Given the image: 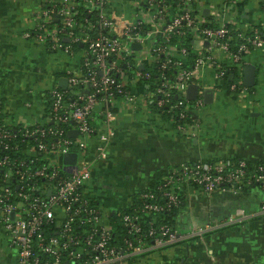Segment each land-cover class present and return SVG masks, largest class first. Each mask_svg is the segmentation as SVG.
Masks as SVG:
<instances>
[{
	"label": "built area",
	"instance_id": "built-area-1",
	"mask_svg": "<svg viewBox=\"0 0 264 264\" xmlns=\"http://www.w3.org/2000/svg\"><path fill=\"white\" fill-rule=\"evenodd\" d=\"M38 2L34 25L24 37L71 56L76 44L84 49L80 72L69 78L72 90H50L44 120L19 126L23 140L14 146L5 142L15 136L0 126V222L19 264H135L225 225L181 234L168 223L166 213L180 208L187 187L209 196L258 187L264 195V165L182 164L161 178L155 192L134 196L130 213L115 212L127 228L123 235L110 219L112 212L85 192L95 163L109 157L119 118L116 101L164 108L176 97L169 120L181 134L195 135L209 91L200 85L207 70L213 89H226L240 104L256 107L243 69L246 56L264 50V0ZM154 67L157 73L149 69ZM261 75L264 80V69ZM192 85L199 86L195 101L188 98ZM137 86L148 92L136 95ZM96 115L103 118L105 133L95 124ZM68 154L77 156L75 164L64 163ZM259 213L264 215V200ZM248 217L238 211L228 224Z\"/></svg>",
	"mask_w": 264,
	"mask_h": 264
},
{
	"label": "crops",
	"instance_id": "crops-1",
	"mask_svg": "<svg viewBox=\"0 0 264 264\" xmlns=\"http://www.w3.org/2000/svg\"><path fill=\"white\" fill-rule=\"evenodd\" d=\"M38 0H0V101L11 126H32L44 120L51 89L60 87L79 73L83 50L71 56L54 51L24 37L33 27ZM39 4V2H38ZM244 69L255 67L251 88L256 107L240 104L225 90L213 89L212 73L205 71L200 85L209 89L205 105L197 113L195 135L181 134L170 120L154 112L143 101L135 104L116 101L119 114L109 157L100 170L106 183L107 209L127 208L140 192L182 164L199 161L244 160L264 165V50L245 57ZM243 69V71H244ZM245 76V72H244ZM244 80V79H243ZM134 93L144 96L148 89L137 86ZM103 118L95 124L105 133ZM183 203L176 217L181 234L195 227L225 223L204 236L171 246L135 264H264V200L260 188L242 192L216 191L212 195L196 186L182 194ZM238 211L249 216L244 222L228 224ZM0 264H19L18 252L0 222Z\"/></svg>",
	"mask_w": 264,
	"mask_h": 264
},
{
	"label": "trees",
	"instance_id": "trees-1",
	"mask_svg": "<svg viewBox=\"0 0 264 264\" xmlns=\"http://www.w3.org/2000/svg\"><path fill=\"white\" fill-rule=\"evenodd\" d=\"M83 50L84 49V46L81 45V44H76L75 45V50ZM190 59L192 60V57H190ZM149 69H152L154 72L157 73V67H154V68H149ZM1 80H0V85H1ZM72 95V94H71ZM176 97H173L169 103L167 104L166 107L164 108H158L156 107L155 104L151 105L150 108L154 111V112H158L160 113L164 119L166 120H169L172 118V116H170L168 114V110L171 109V107L174 105V103H176ZM0 109L2 110L1 114H0V126H5V128L7 130H9V132L11 134H13L15 137L8 140L6 139L5 142L11 144V145H15L17 143H19V141L22 139H24L23 137L21 138V135L23 134V132H21V129L22 127H14V126H8L6 124H8V120L9 119V116L4 114L3 113V106H2V103L0 102ZM70 133V132H69ZM23 146V145H22ZM3 154V151L0 149V156H2ZM235 161H238V160H235ZM250 164V163H249ZM252 165V164H250ZM161 184V179H158L157 181H155L151 186L150 188H148L147 190H144V191H152V192H155L157 187ZM182 206V205H181ZM180 206V207H181ZM180 209V208H179ZM179 209H173L171 210L170 212L166 213L167 215V221L168 223H170L171 225L175 226L176 227V217L178 216V210ZM121 210L123 212H126V213H130L131 212V209H124V208H121ZM120 211V210H119ZM110 219L111 221L118 227V229L120 230L121 234L125 235V233H127V228L123 225V222L121 221V218L120 217H117V214H114V215H111L110 216Z\"/></svg>",
	"mask_w": 264,
	"mask_h": 264
},
{
	"label": "rangeland",
	"instance_id": "rangeland-1",
	"mask_svg": "<svg viewBox=\"0 0 264 264\" xmlns=\"http://www.w3.org/2000/svg\"><path fill=\"white\" fill-rule=\"evenodd\" d=\"M38 5V2H36V6ZM102 165L103 162L95 163L94 167L92 168V178L86 184L85 192L90 198L96 202H99L102 207L107 210L109 200L105 195V189H107L106 183L109 181V179L107 177L104 179V172L103 170H100Z\"/></svg>",
	"mask_w": 264,
	"mask_h": 264
},
{
	"label": "water",
	"instance_id": "water-1",
	"mask_svg": "<svg viewBox=\"0 0 264 264\" xmlns=\"http://www.w3.org/2000/svg\"><path fill=\"white\" fill-rule=\"evenodd\" d=\"M208 14V12H207ZM68 41V40H66ZM133 47L135 49H141V46L140 45H133ZM244 72H245V76H244V85L247 86V87H252L254 86L255 84V75H256V72H255V67L254 66H249V67H246L244 69ZM60 87L63 89V90H68V80L67 79H61L60 80ZM198 94H199V86L198 85H192L190 86L189 90H188V98L189 100L191 101H195L197 100L198 98ZM70 135H73V136H77V132L76 131H72L69 133ZM76 160H77V156L75 154H68L64 157V163L65 164H75L76 163ZM115 214V211L112 212V215Z\"/></svg>",
	"mask_w": 264,
	"mask_h": 264
}]
</instances>
